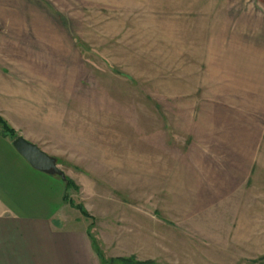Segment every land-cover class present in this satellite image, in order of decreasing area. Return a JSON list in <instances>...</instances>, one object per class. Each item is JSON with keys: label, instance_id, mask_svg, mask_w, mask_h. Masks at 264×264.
Wrapping results in <instances>:
<instances>
[{"label": "rangeland", "instance_id": "374dc122", "mask_svg": "<svg viewBox=\"0 0 264 264\" xmlns=\"http://www.w3.org/2000/svg\"><path fill=\"white\" fill-rule=\"evenodd\" d=\"M220 1L0 0V68L20 90L0 117L57 159L71 212L142 249L125 262L264 264V180L206 199L189 166L188 121L221 82L205 59Z\"/></svg>", "mask_w": 264, "mask_h": 264}, {"label": "crops", "instance_id": "0c3cea01", "mask_svg": "<svg viewBox=\"0 0 264 264\" xmlns=\"http://www.w3.org/2000/svg\"><path fill=\"white\" fill-rule=\"evenodd\" d=\"M215 24L210 28L220 32L207 38L205 59L218 63L212 77L221 82L205 90L200 117L188 121V159L197 189L211 183L204 197L225 199L264 180V0H221ZM4 71L0 114L8 118L13 108L4 103L19 101L20 90ZM13 141L0 126V264H132L123 259L140 258L141 248H113L71 212L64 181L34 168Z\"/></svg>", "mask_w": 264, "mask_h": 264}, {"label": "water", "instance_id": "95a60500", "mask_svg": "<svg viewBox=\"0 0 264 264\" xmlns=\"http://www.w3.org/2000/svg\"><path fill=\"white\" fill-rule=\"evenodd\" d=\"M13 144L34 168L65 179V174L59 168L57 159L40 148L36 143L29 141L23 136H19L14 139Z\"/></svg>", "mask_w": 264, "mask_h": 264}, {"label": "trees", "instance_id": "16d2710c", "mask_svg": "<svg viewBox=\"0 0 264 264\" xmlns=\"http://www.w3.org/2000/svg\"><path fill=\"white\" fill-rule=\"evenodd\" d=\"M0 125H1V127H2V131H3V133L6 135V136H10V137H12L13 139L15 138H17L18 136H16L15 134H14V131L12 130V128L8 125V123L3 119V118H1L0 117ZM65 180V189H67L70 185H73V181L71 180V179H69V178H66V179H64ZM64 201L65 202H69V203H71L72 204V202L69 200V198L66 196V194H64ZM78 208L81 210V212L84 214V215H86V216H88L87 215V213L83 210V209H81V206H78Z\"/></svg>", "mask_w": 264, "mask_h": 264}]
</instances>
